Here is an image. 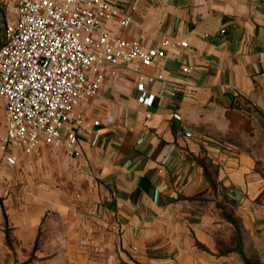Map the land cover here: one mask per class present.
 I'll return each mask as SVG.
<instances>
[{"label":"crops","instance_id":"obj_1","mask_svg":"<svg viewBox=\"0 0 264 264\" xmlns=\"http://www.w3.org/2000/svg\"><path fill=\"white\" fill-rule=\"evenodd\" d=\"M109 2L131 16L128 27L105 24L117 36L149 48L169 42L166 56L142 70L156 78L145 83L153 105L139 101L133 68L119 66L75 110L84 119L80 157L41 143L9 150L11 166L0 149V228H13L18 258H30L41 229L44 244L62 246L58 259L74 264L192 261L205 204L224 215L220 205L232 202L245 236L258 241L261 159L236 138L227 112L240 105L264 138V0ZM184 81L192 95L171 98ZM6 126L0 110V131Z\"/></svg>","mask_w":264,"mask_h":264},{"label":"built area","instance_id":"obj_2","mask_svg":"<svg viewBox=\"0 0 264 264\" xmlns=\"http://www.w3.org/2000/svg\"><path fill=\"white\" fill-rule=\"evenodd\" d=\"M15 4V19L4 24L0 40V110L7 116L0 149L9 164L16 163V156L7 154L10 147L29 153L41 143L80 157L84 119L75 110L85 97L97 96L116 67L133 68L140 79L139 101L153 105L154 95L148 94L145 83L156 78L142 70L166 56L168 41L149 48L117 36L105 24L119 20L128 27L131 16L109 0H16ZM182 71L189 75L192 68ZM169 95L190 96L192 88L184 81ZM174 116L181 120L178 113Z\"/></svg>","mask_w":264,"mask_h":264},{"label":"rangeland","instance_id":"obj_3","mask_svg":"<svg viewBox=\"0 0 264 264\" xmlns=\"http://www.w3.org/2000/svg\"><path fill=\"white\" fill-rule=\"evenodd\" d=\"M15 2L16 0H0V40L4 24L9 21L13 22L15 19ZM230 128L234 132L238 131L241 133L242 137L236 138L241 140V144L245 146L247 151H254L261 159L258 169L260 168L264 173V138L254 132L255 128L252 126L251 120L247 117L240 121L235 120L233 125L230 122ZM2 135H5L4 130L0 131V136ZM11 149L12 147H10ZM14 165L16 166V164H11V166ZM224 207L233 220H229V223H227V219L221 210L216 212L208 204H205L203 213L206 212L207 219L205 223L198 222L197 230L199 238H196L192 230V261L178 263L175 260L166 262L152 258L155 260H140V262L133 260L131 264H245L243 256L236 248L239 238L248 264H264V236L259 235L258 241L253 236H245L242 227H240L242 220L235 216L237 205L232 202L230 206ZM224 218L226 219L225 221ZM199 232L204 233L205 236L200 235ZM42 234L40 229L30 258L20 260L18 258L19 254L16 253L14 247L13 228H9L8 226L4 229L0 228V264H74L73 261H60L58 259V252L62 251V246L55 243V240H52L50 244H44V236ZM5 248L8 249L7 254L4 253ZM22 251L25 252L26 250ZM26 253L28 256L29 252L26 251ZM44 254L53 255V260L51 262L46 261Z\"/></svg>","mask_w":264,"mask_h":264},{"label":"trees","instance_id":"obj_4","mask_svg":"<svg viewBox=\"0 0 264 264\" xmlns=\"http://www.w3.org/2000/svg\"><path fill=\"white\" fill-rule=\"evenodd\" d=\"M237 109H239V110H237ZM240 109H242V107L240 105H234L227 112V117L230 119L231 125L234 124L235 120H237V121L239 120L240 121V120L246 118L244 114L239 112ZM220 207L223 209V212H224V215L226 216V218L229 219L230 221H233L232 218L229 216L228 212L226 211V208L224 206H222V205H220ZM236 248H237L238 252L243 256L245 264H248V260L244 256V253H243L242 243L240 241V238L238 239V242L236 244Z\"/></svg>","mask_w":264,"mask_h":264}]
</instances>
